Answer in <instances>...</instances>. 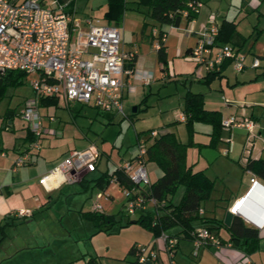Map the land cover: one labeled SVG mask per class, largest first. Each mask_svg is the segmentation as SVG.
I'll return each instance as SVG.
<instances>
[{
  "label": "crops",
  "instance_id": "1",
  "mask_svg": "<svg viewBox=\"0 0 264 264\" xmlns=\"http://www.w3.org/2000/svg\"><path fill=\"white\" fill-rule=\"evenodd\" d=\"M74 3L76 5V2ZM241 4L246 8V11L248 12L246 16L247 18L250 17L253 27H251L249 23L242 22L244 18H240L242 19L240 20L239 15L230 17L228 12L222 13V11L219 10L215 12L212 8L204 12L198 10L197 17L194 21H188L185 18V33L186 37H188V41L183 47H178V51L180 53L184 52L189 60L194 61L188 57L189 51L195 46L199 33L209 23L211 17L214 16L219 26L222 27V39L219 40V43L232 42L236 47L238 54L245 56V67L241 70H237L234 66V60L229 61L227 59L228 61L225 60L227 61L226 65H222L220 74L214 75L208 79L206 75L207 71L205 70L204 73H200L201 77L200 75H197L199 76V80L206 83L204 85L199 83L198 86H196L198 89L194 88V80L196 77H191L190 75H187L188 77L185 76L182 81L185 85H187L188 80L190 83L186 92L183 90L184 93L181 95V100L178 103H175L176 105H171L172 103L166 105L165 110H169L167 116L168 121L159 127H151V129H157L159 131L173 129L177 132L181 141L192 142L187 148V165L191 166L195 171L203 170L207 176L213 180V187L209 196L205 198L201 204L204 209V212L201 213L202 216L219 218L224 222L226 211L233 206L236 199L244 196L251 188V178L254 176L258 179V184L246 199L244 206L239 213L235 214L240 215L245 220L246 224L257 228L260 236L258 246L250 251H246L244 247L231 238V232L228 229L229 225L224 222L223 225L215 227V232L222 240V243L220 245L213 243L207 244L199 250L197 255H195L193 254L194 245L191 236L185 234L182 225L175 224L165 229L166 232L177 234L179 236L175 254L171 257L165 247V242L161 237L163 229L156 231L139 222H133L140 228L138 230V237L134 239L131 246L135 243L147 244L157 251L156 256L146 264H264V223L261 224L264 220V0H241ZM78 18L84 22L88 17L85 19L81 17ZM143 20L140 31L138 33L137 31L134 32L136 35L141 33L142 37L145 38L144 34L146 31H142ZM108 23H114V21H109ZM151 26L152 35L153 37H156L155 34H159L160 25H157L156 22H152ZM172 27L173 25L170 24L162 25V28L166 33L167 30ZM254 33L257 34L256 38L250 43L251 38L248 39V37ZM167 37L168 36L166 35L165 43L168 47ZM122 38L125 40L123 34ZM138 39L139 38H137V41ZM158 44L159 37L158 40L153 43V46L156 49V54L152 57V59H155L156 61L154 69L148 67V63H146L148 58L145 56L143 57L144 54L141 53L140 49L141 44L139 47L136 45L129 47V49L136 51V63L135 74L132 77L133 89L127 93L125 102L130 98H132V102H136L135 105L137 106V109L133 110L134 112H137L140 108V103H138L139 100L140 102L147 100V92H145L146 84L152 85V79L156 76H161L162 78L170 77V71L165 70L166 66L168 67V63L164 64L158 57ZM167 47L166 51L168 50ZM254 57L260 58V64L258 66L252 64ZM149 63L152 62L149 60ZM158 65L163 69L161 74L156 71ZM144 75L146 79H144ZM189 90L203 92L205 106L211 109H219L222 113V119L231 115L247 114L256 121L255 130L258 133V136L254 138V145L247 161L243 159V156L246 154L244 149L249 131L244 126H226L222 123L220 137L217 138L214 143L212 142L213 125L209 122L195 121L193 124V132H189L186 141L180 137L174 126H170V124H173L176 120L186 122V118H183V115H185L184 104L186 94ZM45 97V100L42 102L40 100L38 104L40 111L44 115V124L46 126V131L40 139V148H32L30 150L31 152L27 155V162L20 165L15 164L19 156L25 153L24 148L25 142L27 141L24 138L29 132L28 126L27 132L22 136V142L19 145H14V149L17 150L19 155L17 153L10 157L9 150L0 146V182L3 184L2 186L0 185V194L4 192L5 189V192L11 197L16 189H18L22 198L18 199L16 207L18 206V210L24 209L31 211L30 214L20 215L17 210L13 215L14 218L18 217L24 220L29 219L34 215L37 208H42L45 204L51 202L56 191L58 192V190H62L64 187L72 185L77 181H81V184H83V187L86 189H90L92 186L90 185L89 180L94 183V186H92V195L94 191H96V195L95 197H92L94 198L92 208L95 202H101V199L103 198L115 201L116 198L114 193L118 190L121 191V185L113 179L116 175H112V172L119 168L126 159L133 157L137 153L139 142L143 140L146 142L149 134L142 138V131L135 130L137 135V142L135 144L137 145L127 147L125 153L120 154L122 158L121 161L116 162L112 168L109 166L101 168L100 161L103 158V154H101V158L95 170L84 171L81 179L74 182H64L58 186L51 187L52 180L42 183L40 181L41 176L54 168L59 162L67 157L71 151L86 148L92 144L95 146L97 145L91 142L82 147L63 150L61 153L54 152L55 147L52 145V137L59 136L62 132L58 125H54L53 122H51L57 121V118L49 120V115L56 116L50 108L59 105L70 107L72 102H78L81 103L82 106L89 105L94 107L98 112H109L111 114L110 118L113 117V113L112 111L99 109L93 102L83 103L77 100H67L65 95L61 93L47 95ZM171 108L173 109L172 111ZM171 116L175 119L171 120ZM8 123L12 124V121ZM230 143L232 144L231 148H229ZM228 148V152H225ZM119 151L121 152L122 149ZM125 154L129 155L124 157ZM148 163L151 164V167L149 168L147 165V169L150 179L153 182L157 180L164 171L156 161L148 160L147 158V164ZM33 167H36V169L34 170ZM106 171L108 172V176H110V180L107 183L105 181L97 183L96 178ZM10 176L12 179H10ZM100 192L103 193L101 197L98 196V193ZM183 192L184 187L181 185L174 194L173 201L178 202L181 199ZM8 204L11 203L8 202ZM152 206H154V204L149 202L146 209H149ZM145 210H137L134 214L135 216L133 215L132 217H137ZM209 224L212 225L215 223ZM1 225H3L2 221H0V226ZM193 225H205V222L202 218L198 217L193 220ZM4 226L5 225L0 228V232H3ZM20 235L22 236V234ZM34 237L35 239H32ZM34 237L31 238V236H29L28 240L23 238L20 243L16 242L13 247L11 246L9 250L5 251V256L7 254L8 257L19 255L23 248L31 249V247H40L47 242L45 237L42 240L37 237V234H35ZM131 246L129 247V251L134 255L130 258L129 264L133 263L137 257L135 250H130ZM98 262L99 264H105L99 257ZM8 263L13 264L12 262Z\"/></svg>",
  "mask_w": 264,
  "mask_h": 264
},
{
  "label": "rangeland",
  "instance_id": "2",
  "mask_svg": "<svg viewBox=\"0 0 264 264\" xmlns=\"http://www.w3.org/2000/svg\"><path fill=\"white\" fill-rule=\"evenodd\" d=\"M44 1L46 5H51V0ZM202 1L199 11L204 12L212 8L215 12L217 10L222 13L228 12L230 17L239 15V19L244 18L242 22L249 23L253 27L250 17L246 16L248 12L242 6L241 0ZM74 2H76V17L83 19L92 17L94 20L99 19L102 23L109 22L106 17L109 0H74ZM132 5L133 3L130 2L120 24L125 39L122 46L129 49L132 45L139 47L141 44V53L144 54L143 57L148 58L146 62L148 67L154 69L156 61L152 57L156 54V49L153 43L158 40V37H153L151 24L146 29L145 38L141 33L136 35L134 31L137 33L140 31L147 8L144 4L139 8ZM147 19L155 22L150 16H147ZM185 25L186 19L183 18L181 24L166 29L168 67L166 66L165 70L170 71V77L156 76L152 79V85H145L147 100L138 101L140 108L137 112L133 111L136 102H132V98L125 102L127 116L120 112H112V118L109 112H98L94 107L82 106L78 102H72L70 107L59 105L50 108L57 118V121L51 122L58 125L62 132H60L61 135L52 137L54 152L61 153L63 150L82 147L93 142L103 154L100 161L101 168L107 166L112 168L116 162L121 161L120 154L125 153L127 147L137 145L135 144L137 142L136 131H142L141 137L143 138L148 135L151 127H159L166 123L169 112L165 110L166 105L168 103L176 105L175 103L181 100L183 90L186 92L189 86V80L187 85L182 81L185 76L196 77L195 89H198L196 86L199 83L206 84L197 76L205 72L204 66L189 60L184 52L178 51V47H183L188 41ZM256 35L254 33L248 37V39L251 38L250 43L255 40ZM137 38H139L138 41ZM149 60L152 63H149ZM156 71L161 74L163 69L158 65ZM34 77L36 73H29L19 84L0 85V146L9 150L10 157L18 153L14 145H19L23 140L22 136L27 132V122L22 117L21 111L34 98L35 91L32 85ZM171 117V120L175 119ZM10 121L12 124L8 123ZM170 126L175 127L182 139L185 141L188 139L189 130L185 121L176 120ZM120 149H122L121 152ZM128 155L125 154L124 157ZM147 165L148 168L151 167V164ZM33 169L35 170L36 167ZM10 179H12L11 176ZM89 181L90 185L94 186V183ZM92 186L86 189L81 181H77L56 191L51 202L42 208H37L34 215L26 220L13 216L18 210V206L16 207L18 199L22 198L20 191L16 189L10 197L4 189V192L0 194V221L5 225L3 232H0V264H11L8 262L13 264H84L91 255H97L105 264H123L124 262V264H129L130 258L134 255L129 251V247L138 237L140 227L133 222L126 223L128 216L124 214V211L127 197L122 190H118L114 193L115 201L101 199L104 206L101 211L116 213L118 221L114 225L108 223L99 225V222L85 214L93 210L94 198L92 197H95L96 191L92 195ZM35 234L40 240L45 237L47 242L40 247L23 248L19 255L13 257H8V254L5 256V251L13 247L16 242L20 243L23 238L28 240L29 236L32 238Z\"/></svg>",
  "mask_w": 264,
  "mask_h": 264
},
{
  "label": "built area",
  "instance_id": "3",
  "mask_svg": "<svg viewBox=\"0 0 264 264\" xmlns=\"http://www.w3.org/2000/svg\"><path fill=\"white\" fill-rule=\"evenodd\" d=\"M202 3V0H190L188 7L198 11ZM189 8L182 10L184 15L188 14ZM75 11L74 0H51V5H46L44 0H0V76L12 69L23 70L28 74L36 73V77L32 78L34 98L21 111L35 139L25 142V153L19 156L16 165L28 161L27 155L32 148H40V139L46 131L44 115L38 105L42 96L61 93L67 100L93 102L101 110L120 112L127 116L125 96L133 89L132 77L135 68L127 66L126 63L134 58L136 51L122 47L123 38L118 24L102 23L92 17L83 22L75 16ZM219 29V24L212 16L199 33L188 57L204 66L206 71L221 69L227 59L234 60L237 70L243 69L246 65L245 56L238 54L231 42L219 43ZM165 39L166 32H163L162 40ZM252 64L258 66L260 58L254 57ZM143 77L146 79L145 75ZM48 118L54 120L56 116L49 115ZM183 118H186V115H183ZM222 123L248 129L244 149L246 154L243 156L247 161L254 138L258 136L255 130L256 121L243 114L223 118ZM157 133V129L150 132L151 135ZM231 146L230 143L229 148ZM229 148L225 152H228ZM101 154L94 144L75 149L41 176L40 181L46 183L52 180L51 187H54L64 182L79 180L84 171L97 168ZM120 168L133 182L129 187L121 184L117 177L113 178L121 185V190L127 197L124 211L126 214L134 215L137 210H145L149 202L163 205V200L147 196L142 189L143 186H150L152 182L147 169V144L144 140L139 142L137 153L126 159ZM251 180L249 191L236 199L230 207L234 214L239 213L258 184L256 177L253 176ZM102 195V192L98 193V196ZM102 207L99 201L93 206L94 210H102ZM199 212H204L202 206ZM18 213L24 215L30 214L31 211L20 209ZM263 223L264 220L261 224ZM190 234L195 255L207 244L222 243L218 234L207 225L194 227ZM161 237L169 255L173 257L178 237L165 230H162ZM135 253L136 260L131 264H146L156 256L157 251L150 245L139 243L135 245Z\"/></svg>",
  "mask_w": 264,
  "mask_h": 264
},
{
  "label": "trees",
  "instance_id": "4",
  "mask_svg": "<svg viewBox=\"0 0 264 264\" xmlns=\"http://www.w3.org/2000/svg\"><path fill=\"white\" fill-rule=\"evenodd\" d=\"M190 0H109V8L106 12V17L109 21L120 25L123 20L125 11L132 2L134 7L145 5L144 20L142 24V31L145 32L148 25L152 24L147 19V16L152 17L156 24L160 25L158 57L164 64L168 63L165 40H162L163 28L162 25H179L181 19L186 18L188 21L197 17L198 11L190 9L188 2ZM134 3H137V5ZM189 8L188 14L184 15L182 10ZM218 41L222 39V27L220 26ZM233 41V39H232ZM232 43V42H231ZM229 61L231 59H228ZM227 60V61H228ZM225 61L223 66L226 65ZM136 55L133 59L127 61L126 65L135 68ZM221 69L207 71V77L210 79L214 75L220 74ZM25 71L19 69L9 70L7 73L0 76V85L19 84L24 81L26 76ZM45 96L40 97L41 102L45 100ZM39 100V101H40ZM184 113L186 115V124L190 133L193 132V124L195 121H205L213 125L212 142L214 143L220 137L222 128V113L219 109H211L205 106L204 94L200 91L189 90L186 94ZM146 139L147 144V158L148 160L156 161L163 169L164 173L155 181L151 182L150 186H143V192L147 196H154L159 201H164L162 204H155L149 209L142 211L137 217L128 216L126 223L139 222L146 227L154 230H165L168 227L180 224L183 227L186 235H191V230L196 227L193 225L195 218H202L209 228L215 231L216 226L223 225L224 222L219 218H211L202 216L199 212L202 201L209 196L213 187V180L207 176L203 170H193L191 166L186 163L187 148L192 143L183 142L179 138L177 132L173 129L158 130V133L151 135ZM26 141L35 139L34 133L29 129L28 134L24 138ZM116 175L121 184L125 186H132L133 182L122 168H117L112 172ZM84 179V177H83ZM110 180L108 172H104L96 178V182ZM184 187V192L178 202L173 201V196L179 186ZM86 215L93 218L99 225L108 223L114 225L118 221L116 213H106L100 210H90L85 212ZM208 223V224H206ZM215 223V224H209ZM3 227L2 225L0 228ZM231 232V238L237 241L246 251H250L258 246L259 231L256 227L246 224L245 220L240 215H235L231 224L228 226ZM179 237L177 234H172ZM222 241V240H221ZM135 244L130 248L135 250ZM84 264H99L98 256H90Z\"/></svg>",
  "mask_w": 264,
  "mask_h": 264
},
{
  "label": "water",
  "instance_id": "5",
  "mask_svg": "<svg viewBox=\"0 0 264 264\" xmlns=\"http://www.w3.org/2000/svg\"><path fill=\"white\" fill-rule=\"evenodd\" d=\"M136 109H137V106L134 105V106H133V110H136ZM234 215H235V214H234L230 209H228V210L226 211L225 216H224V222H225L227 225H230L231 222H232V220H233V218H234Z\"/></svg>",
  "mask_w": 264,
  "mask_h": 264
},
{
  "label": "snow or ice",
  "instance_id": "6",
  "mask_svg": "<svg viewBox=\"0 0 264 264\" xmlns=\"http://www.w3.org/2000/svg\"><path fill=\"white\" fill-rule=\"evenodd\" d=\"M237 207H239V204L237 205Z\"/></svg>",
  "mask_w": 264,
  "mask_h": 264
}]
</instances>
